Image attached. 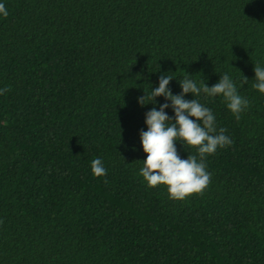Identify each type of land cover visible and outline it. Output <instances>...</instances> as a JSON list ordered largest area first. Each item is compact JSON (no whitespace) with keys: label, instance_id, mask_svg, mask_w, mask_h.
<instances>
[{"label":"trees","instance_id":"16d2710c","mask_svg":"<svg viewBox=\"0 0 264 264\" xmlns=\"http://www.w3.org/2000/svg\"><path fill=\"white\" fill-rule=\"evenodd\" d=\"M3 2L0 264H264V95L251 81L264 0ZM224 72L249 80V106L237 120L196 97L232 144L207 157L202 193L170 199L138 174L153 107L138 100L165 73L211 87Z\"/></svg>","mask_w":264,"mask_h":264},{"label":"clouds","instance_id":"9594fccd","mask_svg":"<svg viewBox=\"0 0 264 264\" xmlns=\"http://www.w3.org/2000/svg\"><path fill=\"white\" fill-rule=\"evenodd\" d=\"M7 15L8 9L3 0H0V16ZM168 73L160 75L158 86L151 85L147 92L143 89L144 96L138 100L141 106L153 105L145 115L147 130L140 132L146 159L141 162L138 174L148 187L163 185L170 199L184 200L193 194L202 193L210 183L207 157L232 144L230 136L225 134L226 129H217V119L212 109L196 97L203 95L213 99L222 98L227 110L239 120L249 106V100L240 94L238 88L242 89L249 80L243 76L238 84L229 73L224 72L219 75L218 82L209 87L203 82L204 79L199 82L192 79L194 75L186 73L178 80ZM254 74L252 88L264 95V63L254 64ZM174 79L181 89L177 95H173L169 88ZM6 91V88H0V94ZM188 94L194 98L186 99ZM158 97H163L166 102L157 109ZM169 108L174 113V122L166 112ZM177 143H182L185 148H194L196 155H188L186 159H182L177 152ZM90 166L95 177L105 176L107 173L99 157L93 159Z\"/></svg>","mask_w":264,"mask_h":264}]
</instances>
